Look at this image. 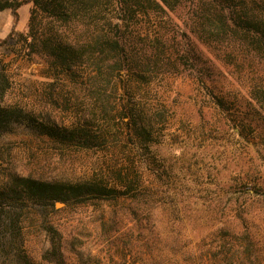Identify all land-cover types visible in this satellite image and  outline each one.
<instances>
[{"label":"rangeland","instance_id":"rangeland-1","mask_svg":"<svg viewBox=\"0 0 264 264\" xmlns=\"http://www.w3.org/2000/svg\"><path fill=\"white\" fill-rule=\"evenodd\" d=\"M30 9L31 3L19 8L15 33L0 45V68L4 66L11 81L6 102H19L37 113L45 109L57 123L68 126L76 121L78 109L73 104L76 97L70 75L57 73L42 55L27 56L21 49L22 43H14L19 33L28 30ZM9 13V9L0 11V19ZM186 20V9H178L169 12L164 20L139 15L130 21L129 30L147 41L146 35L154 36L159 29L168 31L172 37L169 42L182 46L188 61L179 63L177 69L156 74L148 83L127 84L125 79L118 84L144 87L150 103L164 108L165 121L157 124L161 134L157 143L150 145L151 153L163 166L155 165L150 155L142 159L143 149L137 142H129L128 129L120 124L112 129L119 140L110 154L89 151L82 160L70 159L68 146L30 130L19 128L0 136V150L8 151L16 170H34L36 174L56 177L85 179L99 173L104 158L121 165L125 162L124 153L135 155L143 189L152 194L147 198L149 210L145 206L139 208L132 198H119L62 202L59 206L54 203L55 212L50 213L65 236L79 237L83 250L85 245L92 246L94 253L105 249L99 256L101 264H140L147 260L164 263L175 259L182 264H212L214 259L209 262V256L201 255L208 243L215 244L218 236L213 230L220 224L219 219L231 218V209L238 205H241V225H247L251 231L248 239L251 253H244L243 264L250 260L251 264H264V114L249 97L241 76L218 58L213 48L191 36ZM5 35L6 31L0 28V37ZM135 39L138 40L137 36ZM46 93H52L56 104L48 102ZM30 153L36 158L26 164L23 157ZM61 153H64L62 162ZM128 206L138 209L136 217L140 221L133 223L128 216H122L111 232L99 236L95 229L99 224L97 218L106 221L115 211L125 214L129 212ZM34 207L29 203L23 209L27 214L21 221L22 249L38 261L47 244L42 217L34 212ZM247 207L250 212L244 218L243 209ZM126 237L127 246L121 250L126 252L123 259L115 244L124 245ZM241 242L246 246L247 242ZM106 246L112 250L109 253L114 255L113 261ZM64 253L68 263L72 262L73 252Z\"/></svg>","mask_w":264,"mask_h":264},{"label":"trees","instance_id":"trees-1","mask_svg":"<svg viewBox=\"0 0 264 264\" xmlns=\"http://www.w3.org/2000/svg\"><path fill=\"white\" fill-rule=\"evenodd\" d=\"M28 3H31L28 30L19 33L14 43L21 42L27 56L42 55L57 73L70 75L76 97L73 104L78 106L76 121L63 126L45 109L37 113L19 102L7 103L11 81L3 66L0 68V136L19 128L30 130L68 146V157L82 160L89 151L110 154L119 140L112 129L120 124L128 129L129 142H137L143 149L142 159L150 155L155 165L163 166L151 153L150 145L157 143L161 134L157 124L165 121L164 108L150 103L144 87L118 84L125 79L127 84L128 81L148 83L156 74L177 69L179 63L188 61L182 46L171 45L168 31L157 29L154 36L146 35L147 41L129 30V22L139 15L164 20L169 12L178 9H186L191 36L213 48L216 56L241 76L249 97L264 114V0H0V11L9 9L12 20L8 34L0 37V45L15 33L19 8ZM77 76L84 77L78 80ZM46 94L48 102L56 104L52 93ZM61 155L60 162L64 160V153ZM23 158L30 164L36 157L30 153ZM123 158L125 162L121 165L104 158L99 173L91 177L64 178L36 174L34 170H16L8 151L0 150V264H101L99 256L105 249L94 253L92 246L84 244L83 250L79 237L65 236L50 213L55 212L56 201L82 203L88 199L119 198H132L139 208L145 206L149 210L147 198L152 194L143 189L135 155L127 151ZM168 171L166 167L164 172ZM158 177L162 178L160 174ZM29 203L42 217L47 244L38 261L22 249L21 221L26 218L23 209ZM128 210L125 214L115 211L106 221L97 218L99 224L95 229L99 236L111 232L122 216H128L133 223L140 221L135 206H128ZM231 210V218H220V224L213 230L218 236L215 244L208 243L201 255L209 256V262L214 259L212 264H243L244 253H251L248 241L251 231L247 225H241V205ZM249 212L248 207L243 209L244 218ZM117 240H121L120 235ZM124 240L122 246L121 242L115 244L123 259L126 252L121 250L127 246L128 238ZM241 240L247 242L246 246ZM65 250L74 254L70 263ZM109 251L112 253L106 246V253L113 261L114 255ZM251 263L252 260L248 264ZM140 264L182 263L175 259L164 263L147 260Z\"/></svg>","mask_w":264,"mask_h":264},{"label":"crops","instance_id":"crops-1","mask_svg":"<svg viewBox=\"0 0 264 264\" xmlns=\"http://www.w3.org/2000/svg\"><path fill=\"white\" fill-rule=\"evenodd\" d=\"M9 14H5L4 17H2V19H0V25H1L0 28L2 30L6 31V35L11 29V22H12L11 15H9ZM2 25H3V27H2Z\"/></svg>","mask_w":264,"mask_h":264},{"label":"water","instance_id":"water-1","mask_svg":"<svg viewBox=\"0 0 264 264\" xmlns=\"http://www.w3.org/2000/svg\"><path fill=\"white\" fill-rule=\"evenodd\" d=\"M61 204H62V202H60V201H56V202H55V205H56V206H59V205H61Z\"/></svg>","mask_w":264,"mask_h":264}]
</instances>
